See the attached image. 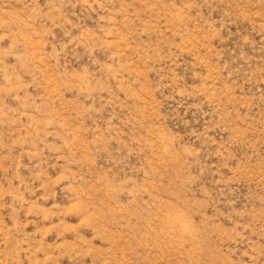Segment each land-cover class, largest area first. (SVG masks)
Listing matches in <instances>:
<instances>
[{
  "label": "rangeland",
  "instance_id": "1",
  "mask_svg": "<svg viewBox=\"0 0 264 264\" xmlns=\"http://www.w3.org/2000/svg\"><path fill=\"white\" fill-rule=\"evenodd\" d=\"M0 264H264V0H0Z\"/></svg>",
  "mask_w": 264,
  "mask_h": 264
}]
</instances>
